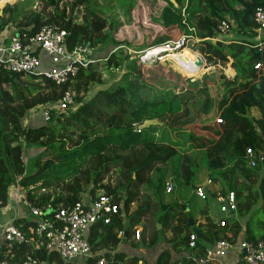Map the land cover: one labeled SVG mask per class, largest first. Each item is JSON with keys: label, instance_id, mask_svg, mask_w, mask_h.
<instances>
[{"label": "trees", "instance_id": "trees-1", "mask_svg": "<svg viewBox=\"0 0 264 264\" xmlns=\"http://www.w3.org/2000/svg\"><path fill=\"white\" fill-rule=\"evenodd\" d=\"M39 1L45 4V8L55 10L48 19H45L44 13H26L25 10L33 5L26 0L21 5L22 10L9 6L4 9V15L9 13L10 19L0 16V31L20 19L24 22L19 28H31L33 34L45 25L55 24L71 32L70 49L79 44L93 47L111 44L115 51L102 58L99 65L107 73L110 70L127 72L120 82L110 89H102L92 100L80 95L88 94L90 86L99 80L94 65L81 69L67 85L58 86L45 81L32 85L30 92L20 77L0 74V201L3 208L9 203L10 190L17 180L30 202L39 207H71L83 199L94 200L100 192H104L115 199L119 213L111 225L92 228L89 242L95 256L89 264H97L100 259H104L106 264H146L140 258L128 259L124 253L113 254L120 243L118 231L127 233L126 241H129L134 238L137 227L144 230L140 242L143 241L149 248L159 244L162 232H171L173 252H188L191 250L189 220L192 215L187 211L186 204L176 200L172 204L162 202L160 193H165L167 178V170L163 168L169 162L177 161L184 184L193 188L199 168L186 159L187 153L194 150L204 152L210 179L224 185L223 195L228 189L237 190L240 174L247 178L249 170L245 153L248 148L254 150L257 167L260 166L253 172L264 171V69H255L257 64L264 62V58L254 48L208 41L218 38L220 24L230 22L229 19L239 33H248L251 37L256 35L254 16L258 8L264 7V0H162L172 10H164L161 20L153 19V22L171 35L159 37L151 48H161L187 37L197 39L199 43H193L190 49L185 48L180 54L173 53L166 59L175 60L185 69L190 65L202 69L200 66L205 60L207 68H226L230 59L234 60L231 65L236 74L234 81H228L218 68L204 77L201 83L188 79V86L197 91V101H194L191 111L185 107L181 95L156 81L155 75L148 83L137 62L131 68L127 48L133 47V43L112 38L117 24L114 19L105 17V9L97 11L91 0H74L70 14H67L68 5L60 10L62 0ZM114 1L125 12L136 6V0ZM81 3H88L91 7L85 9L84 22L80 25L75 23L73 12ZM153 49L150 51L155 52L159 48ZM166 66L155 67L153 69H158L152 72L163 74L170 82L173 74ZM199 84H202L201 91H198ZM37 91L41 93L34 97ZM67 91L75 94V107L63 112L53 111L50 121L44 122V108L56 104ZM26 92L29 95H25ZM118 107L125 109L126 113L130 111L128 119L121 123L105 121L107 111ZM253 108L261 111V120L255 121L251 117ZM37 112L41 116L38 118L36 115V120L34 116ZM216 116L223 124L216 122ZM154 119L162 126L137 131L136 127ZM24 121L26 125L22 123ZM33 122L36 125L29 124ZM69 142L71 148H67ZM31 149H38L40 153L27 164L25 157ZM56 165H65L68 173L51 174ZM112 170L119 172V178L114 184L105 183L106 175ZM52 190H59L60 193L53 195ZM142 190L145 202L140 201ZM137 202L140 206L132 211V205ZM155 209L156 212H152ZM154 218L152 235L145 239L149 219ZM227 222L226 228H220L206 219V231L199 230L203 239H207V244L197 240L196 249L192 250L197 253L196 257L205 256L208 244H214L217 238L227 239L228 228L237 227L234 219L227 218ZM23 223V220H17L15 224L21 226ZM22 229L25 230V227ZM262 238L264 240V235ZM132 247L139 246L132 244ZM38 256L42 261L55 260L56 264H63L55 254L42 253ZM157 264H192V258L173 261L172 253L166 250L159 256Z\"/></svg>", "mask_w": 264, "mask_h": 264}, {"label": "built area", "instance_id": "built-area-1", "mask_svg": "<svg viewBox=\"0 0 264 264\" xmlns=\"http://www.w3.org/2000/svg\"><path fill=\"white\" fill-rule=\"evenodd\" d=\"M254 22L260 43L251 48L263 52L264 7L256 10ZM8 29L9 27L5 28L2 35L0 33V74L17 76L21 80L33 78L38 83L49 81L63 86L70 83L81 69L89 68L96 62L93 55L95 49L91 45L79 44L70 49L71 32L58 25H45L34 34L31 28H19L11 32H8ZM218 30L220 36H225L231 32V26L228 21H223ZM208 41L218 42V39H208ZM193 43L199 41L182 37L176 42L167 43L165 47L172 52H178L189 48ZM140 57V62L146 64L144 60L146 55ZM158 63L156 61L150 64ZM255 69L261 70L263 65L259 63ZM75 105V94L67 91L56 104L44 108V122L50 121L51 112H63L74 108ZM218 123L223 124L220 119ZM137 131L140 132L141 127H137ZM245 158L251 168L258 166V159L252 148L246 150ZM176 188L175 182L168 181L165 184V193L171 195ZM213 188L214 181L207 179L195 188L194 195L201 201H207L208 192ZM214 195L222 214L218 226L226 228L227 216L237 214L239 210L237 194L230 190L226 195L216 192ZM11 199L16 205L23 204L29 214L26 218H19L24 221L21 226H17L15 224L17 220H13L0 235V264H44L46 261H42L38 256L42 253L55 254L63 264H89L94 257L89 242L92 228L111 225L119 213L115 199L104 192L99 193L94 200L83 199L71 207L62 205L39 207L27 198L19 180L10 190ZM7 206L3 208V203L0 201V212L5 211ZM24 227L25 230L22 229ZM134 231L133 239L139 241L143 229L136 228ZM125 235L123 230L118 231V240L122 241ZM197 240L198 236L191 232L190 249H196ZM236 249L241 253L236 264H264V241L244 240L237 248L231 240L226 239L218 240L212 248L207 249L205 256H194L192 264H223L222 260ZM97 264H106V261L100 259Z\"/></svg>", "mask_w": 264, "mask_h": 264}, {"label": "rangeland", "instance_id": "rangeland-1", "mask_svg": "<svg viewBox=\"0 0 264 264\" xmlns=\"http://www.w3.org/2000/svg\"><path fill=\"white\" fill-rule=\"evenodd\" d=\"M30 1L33 3V5L29 6L25 10L26 13H29L31 11L37 12V13H44L45 19H48L49 15H52L55 11V10L53 11L52 8H45V4L39 0H30ZM84 1H86V0H84ZM91 1L93 3V6L96 7L97 11H100V9H105L106 10V14H105L106 16L105 17L110 18V19H114L116 21L117 30L112 31V38L116 39L117 41H120V42L121 41H130L133 43L132 44L133 47L127 48L128 56L131 59V61H130L131 68L132 67L134 68L135 67L134 63L137 62L138 63L137 67H140L142 69V71L146 74V80L149 81V79H151V76L155 75L156 81L161 82L164 85H168L170 87L169 89L174 90L176 94L181 95V98L185 101V105H186L185 107H187V109L191 111L194 101H197L196 100L197 91L193 90L190 86H188V83H187L188 79H192V81L195 83H201L204 81V77L209 76L210 74L214 73L213 71H215V69L212 67L207 68L208 64L205 60L202 69L203 68H204V70L210 69L208 72L204 73V70H203L198 75H196V73L190 74L189 72H187L189 66L185 69L182 66H179L175 62V60L166 59L168 56H173V53L180 54L179 53L180 51H178V52L173 51L172 52L167 47L165 48V46H162L161 48L158 47L159 49L156 48L158 50L155 52L149 51V50L153 49V48H151V45L157 39H159V37H168L169 35H171V33H167L164 29L157 27V25L153 22V19L161 20L164 10L171 9L170 6L168 5V3L164 2L162 0H136V6L133 9H131V10L128 9L125 12V11L121 10V8L117 5V3L114 0L113 1L112 0H91ZM24 2H26V0H0V16H4V19H6V20L10 19L9 13L4 15V13H3L4 9L9 6L11 8H14V7L21 8L20 10H22L23 6H21V5ZM74 3H75L74 0H62L60 2V10L62 8H64L65 5L66 6L68 5V8H66V9H67V13L70 14L71 5L73 7ZM90 7H91V5L88 3H81L76 8H74V12H73L74 16L73 17L76 20L75 23L80 24V25L83 24L84 17H85V9L90 8ZM229 21H230L229 23L231 26V31L233 32V29L235 28V24L233 23L232 20H229ZM22 22H24V19H20L13 24H9L10 26H9L8 32H11L12 30L19 29L20 23H22ZM3 30L4 29H1L0 32L2 33ZM175 35H177V34H175ZM93 48L95 49L93 55H94V60L96 61L94 66L97 67L96 68L97 74H98L97 78H99V80L95 84L90 86V91L88 92V94L82 93L80 95V97H82V98L85 97V98H87V100L94 99L96 97V95L98 94V92L101 91L102 89H110L114 84L120 82L124 73L127 72L126 70H116V71L110 70V72L107 73L103 69V67L99 65L98 62L102 58L108 57L111 53H113L115 51V48L111 44H99L97 46H94ZM156 49H153V50H156ZM164 49L166 50V52ZM184 49H181V50H184ZM161 51H164V52H161ZM144 54L146 55V58L152 56V59H150L149 61H145L146 64H142L140 62V58H141L140 56H143ZM201 56H203V55H201ZM146 58L144 60H146ZM156 61H158L159 63L158 64H150V63H155ZM161 62L162 63L166 62V63L162 64ZM168 63H170V64H168ZM160 65H163V66L167 65L166 66L167 69L172 71L173 78L170 79V82L165 80V77L163 76V74H159L158 72H156V73L152 72L153 70L155 71L156 69H158V68H156V69H153V68L158 67ZM175 69L182 72V73L176 72ZM221 70L223 71V74L228 81H234L235 72L232 70L231 63L228 64L226 68H222ZM163 73H165V72H163ZM175 75H177L178 77ZM151 82L149 81L148 83H151ZM22 83L28 87L27 89L29 90V92L31 91V89H33L32 85L39 84L33 78H27L26 80H22ZM201 85L202 84H199L198 91H201ZM9 90L12 91L11 88ZM21 92H22V90H21ZM29 92H26L25 95H29ZM38 92L39 91H37L35 94H33V96L34 97L37 96ZM39 93H41V92H39ZM168 96H169V94H168ZM188 99H190V100H188ZM196 109H198V108H196ZM129 113H130V111H127V113H126L125 109H122L120 107H118L115 110L114 109L108 110L106 117H105V121L110 120V122H111V120L112 121L114 120L117 123H121L123 120L128 119ZM40 114H41L40 112H37L35 114L34 117L36 120H37L38 116H41ZM36 115H37V117H36ZM219 119H220V117L216 116V122L217 123H218ZM22 123L24 125H26L25 121ZM42 123H43L42 120H40L41 125H42ZM194 123L195 122H193L192 124H189V125H193ZM29 124H31L33 126L36 125L35 122L29 123ZM136 129H137V127H136ZM99 131H100V129H99ZM75 141H76V138H75ZM71 146H72V144L69 142L67 148H71ZM194 151L188 152L187 158H186V159L190 160L192 166H196L197 168H199L197 179H195L193 182V184H194L193 188L187 187L184 184V181H183L182 175H181V171H180V167L178 166L177 161L174 160L173 162L172 161L169 162L165 166V168H163V169L167 170V178H166L164 185L168 181H173L176 183L177 189L175 190L173 195L172 194L167 195L164 193V191H162L160 193V196H161L162 202L165 204H172L175 200L178 201L179 203L186 204L188 207V209H187L188 212L194 216V217L192 216V219L195 221V219H197L199 216L203 217L202 213H203V209L206 206V203L202 202V201L198 200L196 197H194V193L192 191L194 190L195 186L203 184V182H205L204 177L208 175L209 171L205 167L206 161L204 160V158L206 157V155L204 154V152L198 153V152H194ZM207 152H209V151H207ZM39 153H40V150H38V149L29 150V152L27 153V156L25 157V162L27 164H29L30 159L36 157L37 155H39ZM49 154L50 153H48V155ZM50 158H52V157H50ZM43 161H44V158L42 159L41 162H43ZM55 172L58 174L61 173L62 175H65V173H68L67 167L65 165L54 166L53 169L50 171V173L54 174ZM118 173H119L118 171L116 172L115 170H112L108 175H106L105 183H113L114 184L115 181L119 178ZM217 174H218V172H217ZM209 176L211 177L210 174H209ZM239 184H241L240 180L238 181V185ZM248 184L251 186V192L255 191V193H251V194L249 193L247 196L248 198H246L247 199L246 202L249 201L248 205H249V208L251 209L250 212L251 213H257V211H259V213H257V215H256V218L259 219V221L264 222V210H263V208H264V179L261 183V186H260V182L255 183L252 179H250V181H248ZM143 191L144 190H142L140 193V201L145 202V192H143ZM51 193L53 195H58L60 193V191L59 190H52ZM100 193H103V192H100ZM243 195L241 197L242 202L245 201V200H243L245 195L244 196ZM209 198H210V200H213L214 198H216L215 195L213 194V192L209 193ZM21 206L23 208H25L23 206V204H21ZM138 206H140V203L139 202L135 203L132 206V211H136ZM211 206L213 208H215L217 211L220 208L219 204L216 202V200L211 202ZM15 208H16L15 202H13V199H11L8 203L6 210L3 212H0V235L4 231L5 227L11 225L12 217L17 216ZM152 212L155 213L156 209H155V211L152 210ZM27 214H29V213H27ZM30 219H32V217H30ZM153 220H156V218L149 219V222H148V225L146 228L147 233H146L145 239H149L150 235H152V229H153L154 224H155V221H153ZM255 221H256V223L258 222L257 220H255ZM156 225H157V222H156ZM255 225H257V224L252 223L251 229L255 228ZM157 227H159V230H162V228L160 226L157 225ZM137 228L142 229L139 227H137ZM256 229L257 230H255V229L253 230L255 233H259V234L262 233L261 231H259L260 229L258 228V226H256ZM143 232H144V230H143ZM168 236H170V232H162L160 235V242L159 243H166ZM134 240L132 237L127 242H125L123 240L122 241V243H123L122 247H129L130 248V246L135 243L137 246L142 245L143 250L145 248H146V250L149 248L147 245L145 246L143 241H142V243H143L142 244L140 242V240L139 241H137V239H136V241H134ZM46 264H49V263H46Z\"/></svg>", "mask_w": 264, "mask_h": 264}, {"label": "crops", "instance_id": "crops-1", "mask_svg": "<svg viewBox=\"0 0 264 264\" xmlns=\"http://www.w3.org/2000/svg\"><path fill=\"white\" fill-rule=\"evenodd\" d=\"M229 19V18H228ZM230 20V19H229ZM1 33V32H0ZM2 35V33H1ZM0 35V36H1ZM218 41H220L221 43H223L225 46H229V45H244L246 47L251 48L252 46H257L259 45V40L257 38L256 35H253L252 37L247 33L242 34L238 32L237 26L235 25V28L233 29V32L231 31L229 34L225 35V36H218ZM256 51H258L256 49ZM262 58H264V51L260 52L258 51ZM200 54V53H198ZM201 55V54H200ZM234 60L230 59V63L232 65ZM263 65V69H264V62H262ZM215 69L216 72L217 68L218 69H222V67L218 66V67H212ZM233 73V72H232ZM236 75V74H235ZM251 117L255 120V121H259L262 119V113L258 108H253L251 110ZM230 168V167H229ZM247 168L249 170L248 174H247V178L242 174L239 175V179L240 183L238 185L237 183V190H234L237 194V201L239 204V210L237 214L232 215L231 218L234 219V223L237 224V227H235V229H231V227L228 228V231L226 232L227 235V239L226 240H231L234 243V247H239L240 242L244 241V240H250V241H264L263 240V235H264V222L259 221V219L256 218L257 213H259V211H257V213H251V209L249 208V201L246 202V198H248V194L250 193H255V191L251 192V186L248 184V181H250V179H252L255 183L256 182H260V186L261 183L264 179V171L260 170V173H255L253 172L255 170V168H251L249 163L247 162ZM259 169V167H256V169ZM211 177L209 176V173L207 176L204 177L205 181L207 179H210ZM237 181V182H238ZM204 183V182H203ZM198 186V185H197ZM223 187L224 185H222L220 182H214V188L212 190H209L208 193L213 192V194L216 193H221L223 191ZM227 193L228 191H230L229 189L226 190ZM233 191V190H231ZM241 194H239L238 192ZM193 192V191H192ZM245 196H244V195ZM242 195L244 196L245 200L244 202H242L241 197ZM253 195V194H252ZM195 197V195H194ZM216 198H214L213 200H210V198H208L207 201H205L206 206L203 209V217H198L197 219H195V222L199 223V229L202 230L203 232L206 231V219H209L212 223L214 224H219L220 221L222 220V214L220 212V208L217 211L215 208H213L211 206V202L215 201ZM217 202V201H216ZM16 205V204H15ZM16 217H12V221L13 220H20L21 218L27 216V210H23V208L21 207V205H16ZM188 211V210H187ZM193 216V215H192ZM194 217V216H193ZM20 218V219H19ZM257 220L258 222L256 223ZM11 221V222H12ZM257 224L255 225V228L251 229V224ZM204 225V226H201ZM256 226H258V228L260 229L259 231H261L262 233H255L253 230H257ZM141 228V227H139ZM127 234V233H126ZM126 235L123 238V240L125 242L126 241ZM173 238V235L170 232V236L167 237V242L166 243H159L158 245L154 246L153 248H148L146 250V248L143 250L142 245H139L138 248H133L132 245L129 247H122V241H120L119 246L117 247V251H114L113 254L115 253H124L127 255L128 259H132L134 257L136 258H140L142 259L146 264H157V260L159 258V256L161 255L162 252L168 250L172 253V260L176 261L182 258H193L195 256V254H197L196 252H193L192 249L189 250L188 252H182L181 254L178 253V250L174 251L173 248V243L170 242ZM134 240V239H133ZM204 244H207V239H202ZM201 240V241H202ZM221 240L219 238H217L215 240V243ZM136 241V240H134ZM214 244H208V249L212 248ZM134 245L136 246V244L134 243ZM95 256V254H94ZM241 253L238 249L233 250L226 258H224L222 260L223 264H236L238 262V259L240 258ZM49 263V264H56L55 260H52L51 262L46 261L44 264ZM132 264V263H130ZM139 264H142V262H139Z\"/></svg>", "mask_w": 264, "mask_h": 264}, {"label": "water", "instance_id": "water-1", "mask_svg": "<svg viewBox=\"0 0 264 264\" xmlns=\"http://www.w3.org/2000/svg\"><path fill=\"white\" fill-rule=\"evenodd\" d=\"M153 126L154 127L155 126H162V124L159 123L158 120L154 119V120L145 121L140 127H141L142 130H144V129H148V128L153 127ZM227 217L231 218L232 215L229 214ZM189 226H190L192 232L195 233L198 236V240H202L203 236H202V234H201V232L199 230V223L195 222L193 219H190L189 220Z\"/></svg>", "mask_w": 264, "mask_h": 264}, {"label": "bare ground", "instance_id": "bare-ground-1", "mask_svg": "<svg viewBox=\"0 0 264 264\" xmlns=\"http://www.w3.org/2000/svg\"><path fill=\"white\" fill-rule=\"evenodd\" d=\"M170 51H171V50H170ZM179 51H182V50H179ZM150 59H152V56L147 57L145 61H149ZM200 67H203V64H201ZM203 70H204V68H203V69H200V68H197V67H194V66L190 65L189 68H188V71H187V72H189L190 74H191V73H196V75H198V74H200L201 71H203ZM209 70H210V69H208V70H204V73L208 72Z\"/></svg>", "mask_w": 264, "mask_h": 264}]
</instances>
